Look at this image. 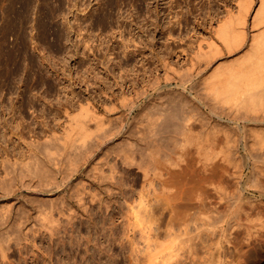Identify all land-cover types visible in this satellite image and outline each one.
I'll use <instances>...</instances> for the list:
<instances>
[{"label":"rangeland","instance_id":"1","mask_svg":"<svg viewBox=\"0 0 264 264\" xmlns=\"http://www.w3.org/2000/svg\"><path fill=\"white\" fill-rule=\"evenodd\" d=\"M235 2L0 0V189L11 185L9 193L0 190V213L14 209L0 224L7 246L0 264H264V160L153 157L148 152L158 147L137 141L135 130L149 111L161 109L158 100L192 99L177 82L167 87L165 59L188 68L199 39L211 35L210 23ZM155 75L162 76L163 91L153 89L131 110L127 104ZM124 94L128 103L120 102ZM71 99L73 113L90 100L103 121L98 127L88 120L93 132L86 145L66 149L47 140L53 131L63 135ZM148 102L158 104L150 109ZM115 104L117 111L110 109ZM171 106L166 117L182 105ZM30 142L35 159L28 156ZM6 156L22 164L13 171L18 180L4 171ZM170 197L184 211L172 223Z\"/></svg>","mask_w":264,"mask_h":264},{"label":"bare ground","instance_id":"2","mask_svg":"<svg viewBox=\"0 0 264 264\" xmlns=\"http://www.w3.org/2000/svg\"><path fill=\"white\" fill-rule=\"evenodd\" d=\"M10 2H12V0H10ZM10 8L12 9L15 7L11 6ZM12 11L14 10L12 9ZM224 14L225 15L221 18H219L220 16H218L217 19L215 18L214 22L210 23V37L208 39H206L205 37L199 39L196 46L198 47V49L195 47L197 49V53L196 55L190 57L188 68L186 67L184 70V68L180 66V70V68L177 67L178 65H175V62L171 64L170 61L165 59V84H168L167 87H170L169 84L177 82V86L182 88L183 93H188L192 97L194 104L198 109H196L195 107V109L191 107L192 104H190V106L187 104V101L190 99L189 96L188 100L183 99L186 104L181 101L182 99L179 102L176 101V103L173 99L177 97L179 100V97L183 96H180L179 94V96H173V99L172 97H170L171 99L169 98L170 100L167 99L166 101H174V103L172 102L174 107L175 104L176 107H178L177 104H181L182 106L177 108H180L178 111H173V108L171 109L175 113V115L171 113L174 118L171 114H168V117H166L167 115L165 113H168L166 110H170L171 104L170 106L167 105H169V103L171 102H168V104L167 102L164 103L165 109L169 107L166 110L164 109V113V110L162 108L163 106H161V102L163 100H160L161 102L159 100H156L159 103L161 109L158 110L159 107L158 109H156V107L153 108L154 110L156 109V111H149L148 115L146 113L147 119H142L145 120V124L143 123L144 125H141L142 127L137 126L138 128L140 127L141 134L139 133V131H137V127V129H135L140 136H138V133L136 132H131L133 134L136 133V137H140V140L138 138L137 141H142V144L144 142L148 146V148L158 147V150L148 152L151 156L158 158L163 157L166 159H211L219 163H227L235 160H264V0H236L235 6L227 3L226 13ZM11 15V18L14 19L16 13L13 12L11 13ZM203 61L204 63H202ZM182 68L185 73H183ZM156 75L151 78L153 82H151V80L149 83L148 80L149 84L147 85L146 83L147 86H144V90L143 88L140 89L141 91L143 90V92H140L139 89L137 90V92L140 93H137V96L139 97L136 96L138 98L136 102L134 101L136 99L135 98L133 100L134 103L127 104L128 102L126 100H128V98L126 97H128V95L126 96V94H124L125 96L123 95V98L119 97L122 98L120 102L126 101L127 103L125 104L130 106L131 110L134 111L139 105V99L145 97L148 98V96L154 94V92H152L153 89H157V92L163 91V89L161 90V88H163L164 82L161 78L162 76L160 75L161 77H156ZM155 77L157 79H155ZM154 79L156 80L155 82ZM198 83L200 84V86L198 85ZM197 86H199L198 90ZM172 90L174 89H171L170 91ZM182 90L180 93H182ZM173 93L178 92L175 91ZM161 95H165L164 92ZM161 95L158 94V96ZM166 95L165 97L169 96V94L167 96ZM156 96L157 95H155V97ZM186 96L187 95L185 94V96L183 97ZM191 100L189 101L191 102ZM71 101V107H68L69 103L67 104L66 102L67 106L65 107V111L67 115V121L63 125V135H58L57 131H53L52 134L49 135V138L47 140V142L57 141L61 143L62 146L66 149L73 148L76 145L77 141H80L83 145H86L87 139L93 132L87 125L88 120L95 119L98 122V127L102 125L103 121V117L100 115L101 113L98 114V112L92 108V101L89 100L87 104L80 103L81 110L78 113L72 112V108H75L77 104H75L76 101H73L72 99ZM148 101L150 100L148 99ZM193 101L191 103H193ZM157 102H154V104ZM181 102L185 105H183ZM146 105L147 104H144L143 107ZM150 105L153 106L149 103L148 107H146L152 109ZM146 107L143 110H147ZM110 109L113 111H117L118 105L115 104L114 106H111ZM139 110L142 111L141 109ZM195 110L198 111L196 112ZM122 114L121 116H123ZM146 115L144 117H146ZM164 117H166L167 120H164ZM169 117H172V120ZM168 118L169 125L167 126L166 124L168 123ZM116 119L118 120L119 118ZM123 120L125 121L126 119L123 118ZM142 120L140 121L142 122ZM124 121L122 123H124ZM117 122L119 123V121ZM138 124L142 123L138 122ZM121 129L123 130L122 127ZM117 132L120 133L122 131L117 130ZM131 133L128 134V137L133 136V134L131 135ZM130 139L128 141L132 142L133 145L132 143L130 144L134 146L135 143ZM137 141L135 142L137 143ZM137 144H139V142ZM161 145H167L170 150L163 152L161 149H159V146L162 147ZM28 149V156L30 158L35 159L36 157H38V152L35 149L34 142L33 144L31 142L29 143ZM45 150L49 156H52V154L54 153L51 147L47 144L45 146ZM32 162H30L29 160L26 165L28 166L29 170L28 174L29 172L37 173L33 169L34 164H31ZM1 164L3 165L2 167L7 174H11V172L13 173V171L15 172L17 169H19L18 167L21 168L22 165H20L18 159H12L9 156H6ZM23 167L24 165L22 166V168ZM261 171L264 170L262 169ZM21 175L22 174H20L19 178H21ZM29 176L32 175L29 174ZM34 176L35 174L32 177L34 178ZM15 177H17V175ZM25 177L26 176L24 175V178ZM22 181L24 180L22 179ZM31 182H33V179H31ZM2 183L3 181L1 182V185ZM6 183L9 186L4 185L3 188L2 185L1 187L3 189L9 187L7 189V193H9L11 185L9 184L10 182ZM14 183L15 185H17V187H15V185L12 184L14 185L13 187L15 188V191L16 188H18V185H20L21 183L19 182L20 184H16L18 183L17 181H15ZM28 183H26L25 185H27ZM23 184L21 186L25 188V185L23 186ZM29 186L30 184H28L27 187ZM31 186H33V183L31 184ZM13 187H11V194L13 192ZM52 187L50 191L48 190L49 193H52V190L57 188H54V185ZM3 191L4 190H2V192ZM19 195H17V197ZM220 196L222 195H219V198ZM223 196L226 197V195L224 194ZM175 197H172V199H174ZM178 198L179 197L177 196L176 199ZM179 200L181 199H178V201ZM225 200L226 199H224V201ZM169 201H173L171 200V197ZM178 201H174L170 205H168L170 207L168 208L167 213L169 217L166 214V218L168 217V223H172V221L174 222L175 218L179 219L180 217L178 216L180 214ZM11 209H13V207ZM11 209L9 208L10 211L7 210V213L6 211L4 213H0V224H4V222H7L9 221V219H11L14 213ZM168 228L172 230L170 225ZM168 234H170L169 231ZM1 239L2 237L0 238V251L2 252V255H5L7 246H5ZM220 242H222V240Z\"/></svg>","mask_w":264,"mask_h":264}]
</instances>
